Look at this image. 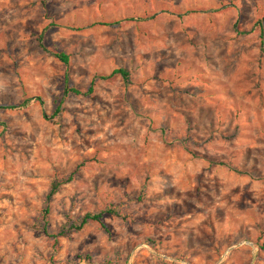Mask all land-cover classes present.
<instances>
[{"label":"rangeland","instance_id":"374dc122","mask_svg":"<svg viewBox=\"0 0 264 264\" xmlns=\"http://www.w3.org/2000/svg\"><path fill=\"white\" fill-rule=\"evenodd\" d=\"M65 77L94 92L51 124ZM24 99L0 109V264H264V0H0V107ZM70 176L49 233L121 217L53 246Z\"/></svg>","mask_w":264,"mask_h":264},{"label":"trees","instance_id":"16d2710c","mask_svg":"<svg viewBox=\"0 0 264 264\" xmlns=\"http://www.w3.org/2000/svg\"><path fill=\"white\" fill-rule=\"evenodd\" d=\"M262 22H261V24H262ZM39 40H42L41 36L39 37ZM53 57L65 66H67L69 64V56L63 52H55V53H53ZM117 76L121 77V79L123 80V82L125 84H127V85L129 84V82H130L129 81V77H130L129 72L126 69H122V68L115 69L108 76H100L99 78H100V80H110V79L115 78ZM95 80H96L95 78L92 79L90 81L86 91L82 92V91L76 89L75 87H73L70 84L68 78L65 77L64 83H63L64 86H63L62 95L59 97L53 98L54 110L49 117H47L45 115L44 119L46 121L50 122L51 124H59L60 119H61V115L63 112L62 103H63L64 99L70 95L85 96V97L91 96L94 92ZM34 100L37 101L40 105H42V101L39 97H35ZM30 101H31L30 99H24L18 105L9 106V107H0V109H7V110L21 109V108L26 107ZM70 180H71V176L68 177L67 179H61V180L54 181L51 183L49 192L45 198L46 206L42 211L43 223L41 225H39V227H37V229L39 231H41L44 235H46L53 242V246H56L57 239L64 237L67 234V232H71V231L79 232L89 223H96L103 231L108 233V228L104 223V218L106 216H111V217H116V218L121 217V215L117 209L109 207V208H106V209H104L98 213H87L77 222H71L70 221L67 225H65V227H63L60 231H58L55 234L49 233L48 228H47V218H48V215L50 212L49 203H50L52 197L59 191L60 187L64 184L68 183ZM83 260H88V258H83Z\"/></svg>","mask_w":264,"mask_h":264}]
</instances>
